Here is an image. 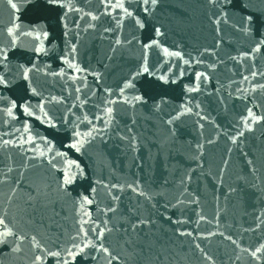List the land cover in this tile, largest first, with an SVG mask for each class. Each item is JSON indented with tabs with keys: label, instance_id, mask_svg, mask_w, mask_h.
Returning a JSON list of instances; mask_svg holds the SVG:
<instances>
[{
	"label": "water",
	"instance_id": "obj_1",
	"mask_svg": "<svg viewBox=\"0 0 264 264\" xmlns=\"http://www.w3.org/2000/svg\"><path fill=\"white\" fill-rule=\"evenodd\" d=\"M12 3L17 8H11L9 0H0V44L8 40L7 29L14 27L19 46L9 52L12 64L30 67L29 62L35 63L41 71L32 74V87L44 98L63 101L46 106L57 127L36 122L34 130L66 153L58 167L75 161L83 175L68 186L65 195L57 191L60 173L37 161L26 163L18 148L0 147V178L8 177L7 183H0V217L6 218L15 233L27 237L21 243L10 236L7 244H0V264H31L32 235L48 247L70 246L77 228L74 205L83 195L93 200L85 208L95 224L103 227L101 222L111 217L109 227L116 225L119 231L114 230L104 241L110 256L92 251L91 256L98 259L80 256L74 264H108L109 260L111 264H264L249 255L264 243V121L248 119V109L264 117V89L252 91L264 84L260 74L264 73V45L259 52L251 51L264 40V0H217L215 7L207 0H159L156 8L148 6L147 13L142 0H126L133 17H125L122 26L113 17L123 13L108 9L112 14L105 15L101 0H71L84 11L68 14L67 29L58 22L66 9L50 7L47 0ZM84 12L98 19L92 20ZM210 16L220 20L219 35ZM249 16L252 23L245 34L241 29L248 27ZM136 19L144 24L143 29L135 24ZM156 27L163 36H155ZM43 31L48 32L47 37ZM28 32L33 35H23ZM117 39L121 44H116ZM153 39L159 41V47L147 49L145 55L143 45ZM216 40L223 43L215 55L201 56V64L192 60V67L163 51H180L189 59V54L199 56L205 48L212 51ZM37 46L44 49L39 56L32 51ZM73 46L76 51L69 59L83 71L75 72L61 62ZM241 52H248V58L240 63L230 59H239ZM209 63L216 65L215 71L208 70ZM140 64H146L149 71L142 72L133 87L119 95L125 79ZM62 70L63 76L59 75ZM196 72H204L208 79L197 82ZM27 87L28 82L18 80L8 89H0V96L22 104L28 99H20ZM191 87H199V91L188 92ZM133 96H141L144 103L133 102ZM37 99L32 97L30 102L35 104ZM110 100L116 103H108ZM109 107L113 109L111 118L104 111ZM16 111L19 120L28 119L20 109ZM84 115L102 131L77 153L68 145L73 142V122L80 132L89 131L91 125L76 119ZM65 117L68 124L63 123ZM2 119L0 114V135L6 130ZM19 120L14 122L16 126ZM245 120L253 131L245 129ZM233 136L237 137L235 144L230 139ZM72 170L77 171L74 166ZM113 184L123 191L112 189ZM109 191L120 200L117 213L105 216L103 210L113 203ZM140 191L145 195H138ZM138 218L146 224L133 231L131 223ZM227 236L236 244L225 239ZM17 244L21 250L14 252ZM245 248L248 252L242 251Z\"/></svg>",
	"mask_w": 264,
	"mask_h": 264
},
{
	"label": "snow or ice",
	"instance_id": "obj_2",
	"mask_svg": "<svg viewBox=\"0 0 264 264\" xmlns=\"http://www.w3.org/2000/svg\"><path fill=\"white\" fill-rule=\"evenodd\" d=\"M29 2H31V0H29ZM130 2L131 0H127V3ZM101 3L103 4L106 10L104 13L105 15L112 14L111 11H107L108 9H111L112 11L119 10L121 13H123V16L119 18L113 17L117 26H122V21L125 17H133V11H130L129 7L126 6V0H115V2H113V0H101ZM158 3L159 0H142L144 12H148L149 5L154 9L158 6ZM207 3L213 7L217 6V0H207ZM9 4L11 8H17V5L15 3H12V0H9ZM47 5L50 7L66 9L63 16L58 18V22L64 23L66 29V21L68 18V14L72 12L80 13L84 11L82 8L75 7L71 3V0H67V2H63V0H47ZM84 15L90 16L92 20L98 19L97 16L93 15L90 12H84ZM81 19H83V16H81ZM209 21L212 25L215 26V31L217 35H219V18L215 16H210ZM247 23L248 27L241 29L245 32V34H247L248 29L251 27V16L248 17ZM135 24L141 29L144 28V24L139 19L135 20ZM89 26L91 27V25ZM105 31H109V29H105ZM154 32L156 37H161L164 35V33L161 31V28L159 27H156L154 29ZM23 35L32 36L33 34L31 32H28L24 33ZM42 35L44 37H47L48 32L43 31ZM65 35H67V32H65ZM7 37V42L0 44V89L6 90L10 88L13 84H15L18 80L26 81L28 82V87L24 90V93L20 97V99L23 100L24 96H27L28 99L24 100V102L21 104L15 98H10L8 96H0V102H2L0 103V114H2L3 117L2 126L4 129H6L5 131H3L2 135H0V142H2L0 143V147L8 148L11 146L18 148L21 150V155L26 157V163L29 161H37L39 162V164L49 167L52 171L60 173V176L57 180V191L68 195V186L73 184L78 176L83 175V170L80 169L79 164H77L75 161H68L65 168L58 167V163L60 161L65 160L66 153L56 150L52 141L49 140L46 136L40 135V133L35 131L33 127V124L38 122L40 125H44L48 128H56L57 124L54 122V119L47 110L46 106L51 103H62L63 101L57 99L54 96L44 98L41 92H39L35 87H32V74L35 72H40L41 69L35 63L32 62H29L31 63L30 67H26L24 64L13 65L9 58V52L19 46L17 35L14 33V27H9L7 29ZM35 39L39 40L40 35L37 34L35 36ZM128 43L130 44L131 41H128ZM221 43H223L222 40H216L212 51H210L208 48H205L203 52L199 54V56H192L191 54H189V59H184V56L180 51L170 52L167 48H164L163 51L169 56L183 60L185 66L192 67V60H195L197 64H201L203 63V61L200 59L201 56L205 54L215 55V49H218ZM116 44H121V40L117 39ZM261 45H264V40H261L260 43L257 44L251 51L259 52L261 50ZM143 47L145 49L146 55L147 49L152 47H159V41L153 39L151 43L144 44ZM32 51H34L35 54L39 56L44 51V49L42 47L37 46L34 47ZM75 51V46H73L71 52L65 54V57L61 62L67 64L69 69L75 72H80L83 71V69H81L76 63L72 62L69 59V57L72 55V53H75ZM248 56V52H241L239 53V59L237 56H231L230 59L236 61L237 63H240V61L248 58ZM215 68V64L209 63V71H215ZM148 71L149 69L146 64H140L135 71L130 72L129 78H126L123 83V86L119 88V95L123 96L126 89L133 87V81L136 79V77L140 76L142 72L147 73ZM64 74L65 73L63 70L59 73V75L61 76H63ZM260 74L264 75V73ZM44 75H47V73L45 72ZM54 75H56V73H54ZM180 75L183 76V72H181ZM251 75L255 77L257 76V72L252 71ZM96 76L97 79H99V74H96ZM160 79H162L164 83L169 82L167 78L161 77ZM202 79L207 80L208 76L204 72H196L195 80L199 82ZM243 79L247 81L248 76H244ZM172 82L174 83L175 81ZM256 88L264 89V84L254 86L252 91H255ZM80 91V88H76V92ZM106 91L111 94L110 89H106ZM187 91L197 92L199 91V87H191L188 88ZM32 97H38L35 104H32L30 102ZM132 101L136 103H144L141 96H133ZM123 102L129 103V101L127 100ZM108 103L114 104L116 103V101L110 100L108 101ZM73 107H75V105H73ZM157 108H159V105H157ZM17 109H20V111H22L23 116L27 117L28 119L19 120L16 111ZM104 111L109 116V118H111L113 109L109 107L105 108ZM185 111H190V109H185ZM95 118L97 120L101 119V117ZM76 119L79 120L81 123L87 122L88 125H91L89 131L85 133L77 130L78 125H75V122H73V142L69 144L68 147L74 149L77 153H81L85 149V146L91 143L92 140L96 138V135L99 134L102 130L92 125V120L88 119L87 115H84L83 117L77 116ZM248 119H250L252 123H260L261 121H264V117L256 116L251 109H248ZM18 120L19 126H16V123L14 122H17ZM107 122L108 121H105V123ZM63 123H69L67 117L64 118ZM168 123H172V121L169 120ZM244 127L249 132L253 131L252 127L248 123V120L244 121ZM243 135L244 132H239V136ZM230 139L234 144L237 142L236 136L230 137ZM37 141H40V143L38 144ZM209 142L211 143L212 141ZM27 153L34 154L28 156L26 155ZM248 163L251 164L252 161H248ZM73 166L77 171L74 172L72 170ZM10 171H12L11 168H9V172ZM7 179V174H4V176L0 178V183H7ZM104 187L108 188L109 186L104 185ZM117 187H120V190L123 191L122 186H118L116 184L111 185L112 189H116ZM128 187L133 192L137 191V189L132 185H128ZM91 191L95 193L96 188H92ZM108 195L111 197L113 203L107 205L106 210H103L105 216H108L109 213H117L118 201L120 200V197L114 194L112 191H109ZM138 195L144 196L145 193L143 191H140ZM92 203L93 200L90 199L89 196L83 195L80 197L79 201L74 205L77 217V228L75 235L70 237V246H61L60 244H56L54 245V247H48L46 244L38 240L36 235H32L30 238L31 248L33 250V258L31 264H49V261H54L55 264H74L76 258L80 256H83L84 258L91 257L92 260L98 259V257L96 256H91L92 251L97 253H104L106 256H110L111 253L109 251V248L105 246L104 241L107 238L108 234L112 233L114 230L119 231V228L116 225H112V227H109V225L111 224V217L104 219L101 222L103 224V227H101L100 224H95L91 213L85 208V205L90 206ZM201 219L203 220L204 217H201ZM147 223L151 224L153 222L148 221ZM177 223H180V221H177ZM145 224V220L138 218L136 222L131 223V229L135 231L138 226H143ZM257 227H259V225H257ZM0 228L3 229V231H0V244H7V238L10 236H15L16 240L21 243H23V241L27 239L25 235L15 233L13 229L9 226V223L7 222L5 217H0ZM124 231L127 232L128 229L125 228ZM253 231H255V229H253ZM215 234L216 233H210V235ZM90 235L92 238H90ZM179 235L191 236V233L179 232ZM220 235L223 236L224 233L221 232ZM225 239L231 240L233 244H236V241L232 240L230 236L225 237ZM125 243H131V241H125ZM195 247L200 248V245L197 244ZM237 247H239V245H237ZM12 250L14 252H19L21 250L19 244L13 247ZM242 251L248 252V249L245 248L242 249ZM249 255L254 261H264V243H260L259 246L255 247L253 251L249 252ZM205 259H209V257H205ZM108 264H111V260L108 261Z\"/></svg>",
	"mask_w": 264,
	"mask_h": 264
}]
</instances>
